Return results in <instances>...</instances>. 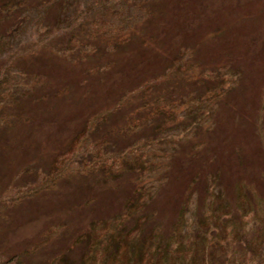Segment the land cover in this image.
Here are the masks:
<instances>
[{
	"label": "rangeland",
	"instance_id": "374dc122",
	"mask_svg": "<svg viewBox=\"0 0 264 264\" xmlns=\"http://www.w3.org/2000/svg\"><path fill=\"white\" fill-rule=\"evenodd\" d=\"M264 264V0H0V264Z\"/></svg>",
	"mask_w": 264,
	"mask_h": 264
},
{
	"label": "trees",
	"instance_id": "16d2710c",
	"mask_svg": "<svg viewBox=\"0 0 264 264\" xmlns=\"http://www.w3.org/2000/svg\"><path fill=\"white\" fill-rule=\"evenodd\" d=\"M2 264H21L20 257L18 255H15L13 257H10L8 261L3 262Z\"/></svg>",
	"mask_w": 264,
	"mask_h": 264
}]
</instances>
